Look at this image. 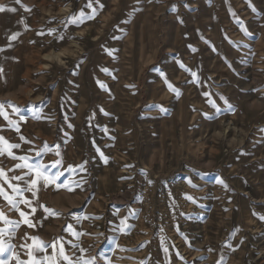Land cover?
Segmentation results:
<instances>
[{
    "label": "rangeland",
    "instance_id": "374dc122",
    "mask_svg": "<svg viewBox=\"0 0 264 264\" xmlns=\"http://www.w3.org/2000/svg\"><path fill=\"white\" fill-rule=\"evenodd\" d=\"M99 2L0 0V264H264V0Z\"/></svg>",
    "mask_w": 264,
    "mask_h": 264
},
{
    "label": "snow or ice",
    "instance_id": "6c2138e0",
    "mask_svg": "<svg viewBox=\"0 0 264 264\" xmlns=\"http://www.w3.org/2000/svg\"><path fill=\"white\" fill-rule=\"evenodd\" d=\"M94 2L96 4L99 5V8L102 10L103 9V4H100L99 0H94ZM16 3L17 4H20L21 3V0H16ZM23 6V5H22ZM90 8H92V12L91 14L85 16V14L83 12L80 13V15L78 17H74L73 18V21L72 22H75V23H82L84 21V19H89V20H92V19H95V17L98 15V11L96 8H93L92 7V3H89L88 5ZM9 11H16L15 8H12V9H8ZM26 10H29L26 8ZM5 11V7L3 5H0V12H3ZM54 31V30H53ZM19 36V33H14L10 39L11 40H15L17 37ZM62 38V37H61ZM196 49H193V51H195ZM82 62V61H81ZM181 68H183L185 71H190V69L186 68L185 65L181 64L180 65ZM3 70L0 69V72H2ZM105 71H107L105 69ZM161 75L164 77V80H165V83L168 85L169 89L172 90V91H177L173 86L172 84L168 81L167 79V76L166 74H164L163 72L161 73ZM191 75L196 79V81L198 82V77L196 75L195 72H192ZM101 87H105V85H103L101 83ZM179 94V93H177ZM204 95L206 97H209L210 94L208 92H205ZM221 99L224 100V103L225 104H228V101L221 97ZM207 102L209 104H211L213 107H216V102L212 99H208ZM229 107H231V105H228ZM217 111H219V109H217ZM0 115H3V104H0ZM5 119H7V117H5ZM9 123H11V121H9ZM16 130L19 131V127L17 126L16 127ZM21 139H25L23 136H21ZM0 142L4 143V144H7L8 142L4 139V137L0 136ZM25 142H28V141H25ZM20 145L19 144H11V145H8L9 148H18ZM3 151L0 150V155H3ZM40 153H37V155H39ZM9 155H11V152H9ZM57 155H59V153H57ZM101 156L102 158L103 157V153H101ZM20 159H26L24 157H20ZM105 159V162H106V158ZM61 163V161L57 160L54 162L53 164V167H56L57 165H59ZM26 167L29 168V170H35L36 174H37V177L41 180H43L45 183L42 185L44 188H47L49 184H51L53 186V190L54 191H59L60 189H64L68 192H72L74 191V187L72 185H69L67 183H57V181L59 180V177L63 175V172H56L55 175H53L51 178H49L47 176V174L43 171V169L46 168L45 165L43 164H26L25 165ZM17 167H20V165H17ZM81 168V170H84V165L81 164L79 166ZM4 173L2 170H0V176H3ZM15 179H20L19 176L15 177ZM219 183H223L222 180H218ZM30 187L28 189H26L27 191H30L33 195V197H35L37 195V190H36V184H37V180H31L30 182ZM76 187H79V185L77 184ZM225 187H227V185H225ZM13 191L14 192H17L19 193L20 190L18 188H13ZM3 191L0 190V195H3ZM5 199H7L9 201V203L12 205L13 208H17V202L15 200H13L11 197H8V196H5ZM188 199H192L191 197H188ZM24 203L28 204V206L30 207L31 206V203L29 201H23ZM39 207L43 208L44 212L47 213L48 215H56V213H54L51 209H49L48 207H46L45 205H39ZM17 210L19 211V209L17 208ZM20 216L21 217H24L25 216V213L23 211H20ZM3 213H0V219H3ZM262 219H264V217H261ZM24 223H26L29 227H34V225L27 219H25ZM123 223V221H122ZM75 235L79 236L80 233H75ZM32 239L34 240H37L38 238H35L33 237ZM44 249V245H43V242H40L38 247L36 248V251H42ZM6 249L0 245V254H2L3 252H5ZM165 252H167V249H165ZM61 254H63V250L61 249ZM65 260L68 259L67 256L64 257ZM21 264H23V262H21ZM35 264H42V262L40 260H36L35 261ZM84 264H93V261L89 260V261H85Z\"/></svg>",
    "mask_w": 264,
    "mask_h": 264
}]
</instances>
